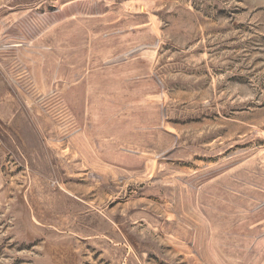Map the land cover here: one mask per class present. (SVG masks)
Listing matches in <instances>:
<instances>
[{"label": "rangeland", "instance_id": "rangeland-1", "mask_svg": "<svg viewBox=\"0 0 264 264\" xmlns=\"http://www.w3.org/2000/svg\"><path fill=\"white\" fill-rule=\"evenodd\" d=\"M0 264H264V0H0Z\"/></svg>", "mask_w": 264, "mask_h": 264}]
</instances>
